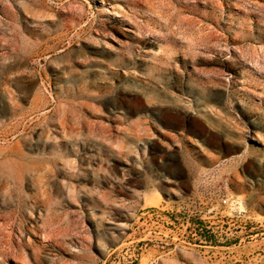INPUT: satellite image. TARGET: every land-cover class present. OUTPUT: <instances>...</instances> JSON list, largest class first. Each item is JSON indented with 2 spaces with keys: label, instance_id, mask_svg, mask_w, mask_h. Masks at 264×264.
I'll list each match as a JSON object with an SVG mask.
<instances>
[{
  "label": "rangeland",
  "instance_id": "obj_1",
  "mask_svg": "<svg viewBox=\"0 0 264 264\" xmlns=\"http://www.w3.org/2000/svg\"><path fill=\"white\" fill-rule=\"evenodd\" d=\"M0 264H264V0H0Z\"/></svg>",
  "mask_w": 264,
  "mask_h": 264
},
{
  "label": "built area",
  "instance_id": "obj_2",
  "mask_svg": "<svg viewBox=\"0 0 264 264\" xmlns=\"http://www.w3.org/2000/svg\"><path fill=\"white\" fill-rule=\"evenodd\" d=\"M224 204L228 203V200H223ZM160 212L159 208H151L147 207L143 209V212L141 213V219H144L146 216H155Z\"/></svg>",
  "mask_w": 264,
  "mask_h": 264
},
{
  "label": "bare ground",
  "instance_id": "obj_3",
  "mask_svg": "<svg viewBox=\"0 0 264 264\" xmlns=\"http://www.w3.org/2000/svg\"><path fill=\"white\" fill-rule=\"evenodd\" d=\"M251 139H254V140H255L254 136H253ZM257 142H258V140H257ZM8 182H10L11 184H14V185H16V186H19V185L22 184L20 178H14V179H12V180H9ZM148 203H151V202L148 201Z\"/></svg>",
  "mask_w": 264,
  "mask_h": 264
}]
</instances>
